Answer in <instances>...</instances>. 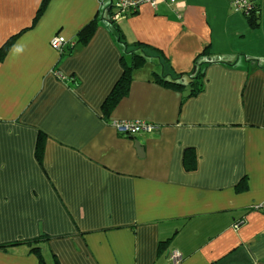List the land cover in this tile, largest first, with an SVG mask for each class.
<instances>
[{"label":"crops","instance_id":"0c3cea01","mask_svg":"<svg viewBox=\"0 0 264 264\" xmlns=\"http://www.w3.org/2000/svg\"><path fill=\"white\" fill-rule=\"evenodd\" d=\"M116 2L0 0V50L13 38L0 61V264H41L35 247L47 264H264V0L258 28L230 0ZM57 35L76 42L64 56ZM133 44L154 57L105 118ZM199 69L204 90L189 97ZM181 74L182 91L157 81ZM137 120L158 131L112 126Z\"/></svg>","mask_w":264,"mask_h":264},{"label":"trees","instance_id":"16d2710c","mask_svg":"<svg viewBox=\"0 0 264 264\" xmlns=\"http://www.w3.org/2000/svg\"><path fill=\"white\" fill-rule=\"evenodd\" d=\"M46 1V0H45ZM102 1V0H101ZM104 1V0H103ZM259 0H257V3L255 4V10L249 15L246 16L243 14L246 18H247V22L249 23L251 28H258L260 26V6L258 3ZM118 2L115 3V6L117 7ZM230 4H231V0H230ZM118 8V7H117ZM121 9L118 8V11H120ZM43 12V10L41 9L39 11V14H41ZM96 24L91 23L89 24L87 27H85L80 34L77 36V43H84L86 44L90 38L92 37V35L95 32L96 29ZM34 27V23L33 25L30 27V29ZM121 41L123 40V35L121 34V31H119L117 29ZM13 39V38H12ZM12 39H10L4 46L3 48L0 50V61L3 60V58L5 57L8 49L10 48V44ZM123 42V41H122ZM74 45L76 44V42H73ZM126 46L129 47V45L126 42H123ZM133 48H130V52L128 53V55H130V61L128 62L126 57L122 58V64H123V74L122 77L120 78V80L116 83L115 87L113 88L112 92L110 93V95L108 96L107 100L104 103L103 106V113L105 115V118H108L111 113L114 111V109L116 108V106L120 103L121 100H123L124 98H126L130 92V88H131V83H132V76L133 73L136 70L141 69L147 62L148 59H150L151 57H154L153 55H150L147 51V48L145 46H143L142 44H133L131 45ZM68 48H72L68 47ZM134 48H137V50H140L139 54L138 52H136L134 50ZM209 50H205L203 53L200 54V56L197 58L196 63L202 58L206 56V52L208 53ZM65 52V50H64ZM63 52V55H65V53ZM183 75H179V77L173 76L172 79H168V78H162L161 76H157L158 78V83L162 84L164 87L167 88H172L173 90L176 91H182L183 84H181L180 82V78ZM206 78V74L204 72V70L199 69L198 73L196 74L195 78L192 79V82L189 84V97H195L200 95L203 92V83L202 81ZM194 156L193 153L191 151V149H187L186 150V161L189 165H192ZM39 240H35L32 242H29V244H35L38 243ZM33 253H35L41 264H47L43 254H42V250L39 247H35L32 249Z\"/></svg>","mask_w":264,"mask_h":264},{"label":"built area","instance_id":"2783aa9c","mask_svg":"<svg viewBox=\"0 0 264 264\" xmlns=\"http://www.w3.org/2000/svg\"><path fill=\"white\" fill-rule=\"evenodd\" d=\"M117 7L120 8V13L127 11H137V9L143 5L157 6L159 0H117ZM257 0H231V6L237 12H241L246 16H249L255 10V4ZM51 47L54 51L63 54L64 50L68 47L74 46V43L61 35L55 36L51 42ZM57 79L62 82H67L69 79L58 71H54ZM74 80V78H70ZM114 129L121 135L126 137H133L144 134H155L158 128L155 124L147 121H117L114 122ZM264 210V206H262ZM181 257L178 253L172 256L173 264H179Z\"/></svg>","mask_w":264,"mask_h":264},{"label":"water","instance_id":"95a60500","mask_svg":"<svg viewBox=\"0 0 264 264\" xmlns=\"http://www.w3.org/2000/svg\"><path fill=\"white\" fill-rule=\"evenodd\" d=\"M135 149L137 150L139 157H141L142 155L144 156L145 154L144 147L139 141H135Z\"/></svg>","mask_w":264,"mask_h":264}]
</instances>
